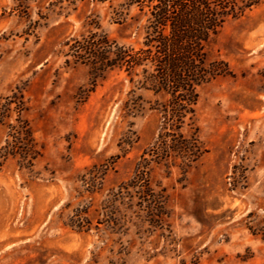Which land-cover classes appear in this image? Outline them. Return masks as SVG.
<instances>
[{
	"label": "rangeland",
	"instance_id": "obj_1",
	"mask_svg": "<svg viewBox=\"0 0 264 264\" xmlns=\"http://www.w3.org/2000/svg\"><path fill=\"white\" fill-rule=\"evenodd\" d=\"M173 105L128 0H0V264H264V0ZM212 69V68H210ZM182 105V104H181Z\"/></svg>",
	"mask_w": 264,
	"mask_h": 264
},
{
	"label": "trees",
	"instance_id": "obj_2",
	"mask_svg": "<svg viewBox=\"0 0 264 264\" xmlns=\"http://www.w3.org/2000/svg\"><path fill=\"white\" fill-rule=\"evenodd\" d=\"M128 1L145 4L149 11L142 47L133 51L109 46L106 65L151 69V85L190 112L197 98L195 87L216 74L213 65L206 67V49L225 19L237 14L235 0ZM255 2L250 0L239 12Z\"/></svg>",
	"mask_w": 264,
	"mask_h": 264
}]
</instances>
